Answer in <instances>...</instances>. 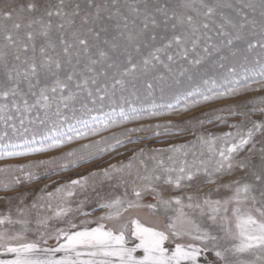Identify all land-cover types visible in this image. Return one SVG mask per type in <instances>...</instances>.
I'll list each match as a JSON object with an SVG mask.
<instances>
[{"label": "snow or ice", "instance_id": "1", "mask_svg": "<svg viewBox=\"0 0 264 264\" xmlns=\"http://www.w3.org/2000/svg\"><path fill=\"white\" fill-rule=\"evenodd\" d=\"M157 91L174 103H158ZM252 93L217 110L238 121L158 123L157 136L176 129L194 139L141 148L51 191L26 187L41 179L36 169L67 157V171L123 141L113 134L62 157L0 167V264H264V0L0 6V160ZM214 121L227 130H204Z\"/></svg>", "mask_w": 264, "mask_h": 264}, {"label": "rangeland", "instance_id": "2", "mask_svg": "<svg viewBox=\"0 0 264 264\" xmlns=\"http://www.w3.org/2000/svg\"><path fill=\"white\" fill-rule=\"evenodd\" d=\"M10 2V0H0V6H3L5 3ZM187 84V82H185ZM171 93H166L164 101L160 100V93L159 91L156 92V100L158 103L161 102H173L174 100L171 99ZM259 95L258 93H252L248 95H242L240 97H232V98H226V99H220L215 101H209L204 102L201 104H198L194 107H190L187 112H183L180 110L174 111L169 115H165L163 117H148L147 114H145V118L138 121H132L127 124H122L117 127L109 128L105 131L100 132L96 136H89L86 139L83 140H76L73 141L71 144L65 145L63 148L59 149H53L47 153H36L31 156L26 157H13L9 158L7 160H0V167H4L7 165H17V164H27L29 162L38 161V160H48L52 159L54 157H62L64 153L79 149L81 145L91 143L93 141H98L106 137H111L113 134H116L122 141V145L115 144V141H109V144L102 145V147H107V151L105 152H99L95 153L96 158L95 159H88L87 163L78 162L76 166L69 165V168L67 171H61L60 165L64 164L68 159L65 157L64 159H59L56 161L54 165L41 167L39 169H36L35 171L40 174L41 179L39 181H34L32 184L27 185V188L30 189H43L46 185L48 186L47 190L51 191L55 187L59 185L61 182H67L70 179H76L81 175H88L90 171H96L99 169H102L104 167H108L110 164H119L120 162L127 163V161L133 156L134 153H138L141 148L145 150H150L153 148H166L169 144H181V143H187L188 141L194 139V137L190 133H180L175 134L176 129H173V134L171 135H155L156 131H159L163 133L165 130L163 128L161 129H155L156 124H166L169 120H171L174 124H182L185 127H190L187 125V121L191 120L193 123H195L197 120L203 119L207 120L210 116L214 115H223L227 117L228 122L232 123L235 121H238L239 117H231L228 116L227 112H218L217 110L220 108H225L228 105L236 104L241 101H246L247 99L251 98L252 96ZM199 99V98H197ZM147 103H145V107H147ZM183 105H180V108H182ZM105 111H108V108L105 107ZM164 111L167 112L165 109ZM205 113H208L209 115L206 116ZM94 115L96 113H93ZM69 115H71L69 113ZM254 119H259V116H254ZM141 126H152V131L149 132H135L132 133L130 137L128 136H122L120 135L126 128H132V127H141ZM2 128V126H0ZM204 130L212 131V132H221L227 130L226 125L219 124L218 121H214L213 124H205ZM9 134L11 135V131H9ZM147 137H151L150 139ZM129 139L131 140H138V143H129ZM109 145H114V147H111ZM150 163V162H149ZM53 170L57 174L51 175V176H44V173H51ZM122 191V190H118ZM14 193H9V195H13ZM36 193H30L29 194V202L31 201L33 195ZM0 195H3L2 192H0ZM150 200L151 198H147ZM93 207H95L94 203H89L86 205V210L92 211ZM3 209V205H0V210ZM99 211L95 213V215H99Z\"/></svg>", "mask_w": 264, "mask_h": 264}]
</instances>
